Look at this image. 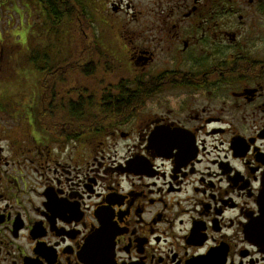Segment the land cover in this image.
<instances>
[{
  "label": "flooded vegetation",
  "instance_id": "flooded-vegetation-1",
  "mask_svg": "<svg viewBox=\"0 0 264 264\" xmlns=\"http://www.w3.org/2000/svg\"><path fill=\"white\" fill-rule=\"evenodd\" d=\"M113 1L70 67L123 102L99 135L0 84V264H264V0ZM24 7L0 0L3 84Z\"/></svg>",
  "mask_w": 264,
  "mask_h": 264
},
{
  "label": "trees",
  "instance_id": "trees-1",
  "mask_svg": "<svg viewBox=\"0 0 264 264\" xmlns=\"http://www.w3.org/2000/svg\"><path fill=\"white\" fill-rule=\"evenodd\" d=\"M29 1L40 3L41 17L40 15L38 17H43L46 41L42 49H31L25 56L28 66L25 71L28 70V75L31 76L38 74L39 87L42 88L41 104L44 106L37 111V118L46 122L43 127L49 128L54 136H65L67 133L68 138L99 135L106 126L104 122L115 117L118 112L116 107L123 102L116 101L105 93L98 95L87 90L73 92L75 97H72L68 91L61 94L51 93L50 88L55 89L57 83H67L68 71L61 72V70L63 67H68V36L74 31V14L68 0ZM73 1L75 6H81L80 0ZM84 13L87 16L85 11ZM39 22L40 20L37 23ZM40 33L41 30L39 36ZM83 39L82 36L81 40ZM81 47V44L76 46L77 49ZM52 49L55 50L53 56L49 53ZM99 55L96 49L90 54L89 59L94 60L93 65H98L96 57ZM85 70L84 76H91L92 70L89 67Z\"/></svg>",
  "mask_w": 264,
  "mask_h": 264
},
{
  "label": "rangeland",
  "instance_id": "rangeland-1",
  "mask_svg": "<svg viewBox=\"0 0 264 264\" xmlns=\"http://www.w3.org/2000/svg\"><path fill=\"white\" fill-rule=\"evenodd\" d=\"M70 1V9L74 14V22L75 25H73V33L68 36V67H63L61 72H64V70L68 71L67 76V83H57L55 89H51V93H56V94H61L63 92H67L71 94V96L75 97L73 92H77L78 90L80 91H88L89 93L95 92L97 93V90H100L102 87L101 85H98V79L99 76L94 75V76H89L85 77L83 74H75L70 71V67H73L75 70L79 69L80 70V64L81 61L79 59L75 58L76 56H80L79 53H76V47H74L73 52L76 53L74 54V59H71L70 56V47L71 43H73L74 46L80 45L81 44V38L83 36V30L86 31L87 33L89 26L91 25V29L94 31V34L98 35L99 31L98 28H101V26L104 24V21L101 17V13L103 14V7L105 8V3L107 4V7H109V3L114 2L113 0H80L81 1V6H75L73 0H68ZM128 0H122V4L127 3ZM88 4V7L87 5ZM85 8H84V7ZM84 11L87 13V16L85 15ZM19 15V28L21 32L24 34V39H25V45H24V50H25V56L31 49L39 48L42 49L45 44V27H44V21H42L41 15L39 12H37L36 9H34V2L25 0V7L20 11ZM40 15V17H38ZM91 16L90 18H88ZM123 17V16H119ZM40 20L39 23H37ZM39 30H41L40 36H39ZM76 44V45H75ZM81 49V48H80ZM79 49V50H80ZM55 50H51L49 53L54 55ZM5 65L7 66L4 72V83L0 81V84H2V87L7 88L6 92H3L4 96L9 100V102L12 100L14 102H18L20 99H23V104L26 106L24 110V116L25 118H28L31 116L32 113L37 112L42 105L41 100H38L36 97L33 99L32 96L27 95H21L22 90L26 92L25 90L34 85V78L31 75H28V70L26 68L28 67L26 64V59H24L23 63L20 64V62H17L15 59L10 58L8 62H5ZM24 67V69H22ZM17 71V72H16ZM24 73L22 74V72ZM55 85V83H54ZM53 88V87H52ZM41 99L43 97L41 96ZM34 101V102H33ZM21 102V103H22ZM33 103H38V109L32 108V107H37L32 106ZM31 118V117H30Z\"/></svg>",
  "mask_w": 264,
  "mask_h": 264
}]
</instances>
